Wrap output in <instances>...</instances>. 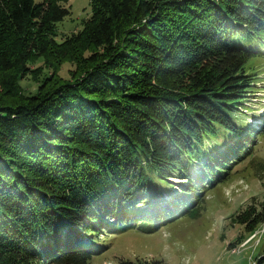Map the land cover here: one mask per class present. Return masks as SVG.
I'll use <instances>...</instances> for the list:
<instances>
[{"label": "trees", "instance_id": "16d2710c", "mask_svg": "<svg viewBox=\"0 0 264 264\" xmlns=\"http://www.w3.org/2000/svg\"><path fill=\"white\" fill-rule=\"evenodd\" d=\"M67 1L0 0V264H91L94 233L190 211L189 183L226 179L240 155L229 148L255 132L233 110L264 40V0H90L58 41ZM174 175L187 183L167 185ZM144 203L146 218H127ZM237 218L252 232L264 201Z\"/></svg>", "mask_w": 264, "mask_h": 264}, {"label": "rangeland", "instance_id": "374dc122", "mask_svg": "<svg viewBox=\"0 0 264 264\" xmlns=\"http://www.w3.org/2000/svg\"><path fill=\"white\" fill-rule=\"evenodd\" d=\"M64 5L70 12L57 23L58 41L80 29L91 12L90 0H68ZM250 48L256 51V56L245 64L249 85L241 104L234 107L233 119L238 130L251 128V132H255L247 135L246 145L229 148L232 156L240 154L237 162L232 164L230 175L211 186L209 182L200 185L204 181L199 185L190 182L191 192L197 189V200L191 202L190 211L183 208V213L176 215L178 210L159 221H135L128 227L120 224L117 230L103 228L94 233L102 246L91 264H120V257L161 259L166 264H255L258 255L264 252V222L249 232L237 218L251 204L264 201V40ZM41 62V59L37 60L34 66ZM69 69H73V64L64 63L60 74L67 75ZM21 85L34 89V83L27 78ZM224 136L232 140L233 135L224 133ZM214 143L220 148L225 146L212 139L206 142V147L210 148ZM201 162V158L190 162L189 171L201 174ZM193 179H199V175ZM186 183L187 179L174 175L167 185L178 188ZM179 196L183 198L181 194ZM162 203L164 201L157 202L156 208ZM152 206L144 203L127 218H146V212Z\"/></svg>", "mask_w": 264, "mask_h": 264}]
</instances>
